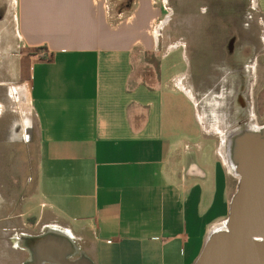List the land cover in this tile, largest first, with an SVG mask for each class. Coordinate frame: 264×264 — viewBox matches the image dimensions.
I'll return each mask as SVG.
<instances>
[{
    "label": "crops",
    "instance_id": "obj_1",
    "mask_svg": "<svg viewBox=\"0 0 264 264\" xmlns=\"http://www.w3.org/2000/svg\"><path fill=\"white\" fill-rule=\"evenodd\" d=\"M114 1L0 0V120L11 106L31 116L38 147L22 199L36 232L22 243L54 232L94 264H195L228 218L233 178L219 156L174 161L194 143L173 122L179 92H162L160 72L135 78L140 55L156 53L163 9ZM6 145L1 135L0 179Z\"/></svg>",
    "mask_w": 264,
    "mask_h": 264
},
{
    "label": "rangeland",
    "instance_id": "obj_2",
    "mask_svg": "<svg viewBox=\"0 0 264 264\" xmlns=\"http://www.w3.org/2000/svg\"><path fill=\"white\" fill-rule=\"evenodd\" d=\"M115 1L114 10L123 11L134 0ZM155 1L156 6L163 9L160 22H164V25L158 37L156 53L140 55L135 78L152 84L160 72L162 92L167 95L178 90V97L174 96L173 100L174 106L180 110V116L173 118V122L176 130L180 131L178 136H186L194 145L185 148V152L180 147L173 159L183 165L197 161L202 168L204 163H212L221 156L223 159L221 139L226 137L224 127L220 125L224 121L221 112L209 105L215 103L214 100L196 98L190 92V78L204 81L211 75L205 69L203 55L208 47L212 49L216 46L214 37L219 29L215 28L216 24L211 19L212 24L208 23L209 19L204 18L203 11L214 0ZM175 84L190 95L186 97ZM9 109L0 120V136L7 144L4 155L9 157L4 164L5 178L0 179V186L3 185L2 189L0 187V264H22L29 258L28 252L21 246L23 236L36 232L35 219L28 215V205L22 199L34 190L38 147L32 117L12 113ZM222 151L227 157L226 149L222 147ZM225 167L233 178V194L238 187V179L228 160Z\"/></svg>",
    "mask_w": 264,
    "mask_h": 264
},
{
    "label": "flooded vegetation",
    "instance_id": "obj_3",
    "mask_svg": "<svg viewBox=\"0 0 264 264\" xmlns=\"http://www.w3.org/2000/svg\"><path fill=\"white\" fill-rule=\"evenodd\" d=\"M203 15L219 30L216 46L203 55L211 75L190 78V92L214 100L209 105L224 118L227 151L234 133L264 127V10L260 0H214Z\"/></svg>",
    "mask_w": 264,
    "mask_h": 264
},
{
    "label": "water",
    "instance_id": "obj_4",
    "mask_svg": "<svg viewBox=\"0 0 264 264\" xmlns=\"http://www.w3.org/2000/svg\"><path fill=\"white\" fill-rule=\"evenodd\" d=\"M238 178L225 223L212 231L195 264H264V127L235 133L227 148ZM22 264H94L68 235L49 232L21 243Z\"/></svg>",
    "mask_w": 264,
    "mask_h": 264
},
{
    "label": "built area",
    "instance_id": "obj_5",
    "mask_svg": "<svg viewBox=\"0 0 264 264\" xmlns=\"http://www.w3.org/2000/svg\"><path fill=\"white\" fill-rule=\"evenodd\" d=\"M37 56L40 58H48L49 54L45 51H40V52H37Z\"/></svg>",
    "mask_w": 264,
    "mask_h": 264
},
{
    "label": "bare ground",
    "instance_id": "obj_6",
    "mask_svg": "<svg viewBox=\"0 0 264 264\" xmlns=\"http://www.w3.org/2000/svg\"><path fill=\"white\" fill-rule=\"evenodd\" d=\"M155 33H157V31H155ZM252 111H253V110H252ZM252 114H253V112H252ZM251 121H252V119H251ZM221 127H222V126H221ZM221 127H220V128H221ZM250 127H251V126H250ZM217 128H218V127H217ZM258 128H259V127H258ZM220 130H221V129H220ZM220 132H221V131H220ZM229 135H230V134H229ZM222 136H224V135H222ZM221 140H222V139H221ZM229 144H230V142H229ZM222 147H223V146H222ZM222 147L220 148V149H221L220 152H221V154L223 155L224 162H226V160H228V159H227V157H225V153H224V154L222 153V152H223V151H222ZM220 156H221V155H220ZM221 157H222V156H221Z\"/></svg>",
    "mask_w": 264,
    "mask_h": 264
},
{
    "label": "trees",
    "instance_id": "obj_7",
    "mask_svg": "<svg viewBox=\"0 0 264 264\" xmlns=\"http://www.w3.org/2000/svg\"><path fill=\"white\" fill-rule=\"evenodd\" d=\"M129 3V1L127 2V4ZM125 8H129V5L128 6H126ZM45 49H43V48H41V49H39L37 52H40V51H44Z\"/></svg>",
    "mask_w": 264,
    "mask_h": 264
}]
</instances>
